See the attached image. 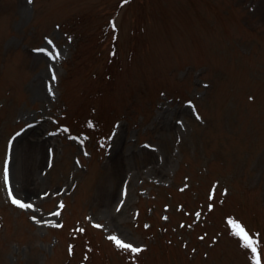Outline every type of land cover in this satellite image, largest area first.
<instances>
[{
	"label": "rangeland",
	"instance_id": "1",
	"mask_svg": "<svg viewBox=\"0 0 264 264\" xmlns=\"http://www.w3.org/2000/svg\"><path fill=\"white\" fill-rule=\"evenodd\" d=\"M234 223L264 264V0H0V264H254Z\"/></svg>",
	"mask_w": 264,
	"mask_h": 264
},
{
	"label": "snow or ice",
	"instance_id": "2",
	"mask_svg": "<svg viewBox=\"0 0 264 264\" xmlns=\"http://www.w3.org/2000/svg\"><path fill=\"white\" fill-rule=\"evenodd\" d=\"M28 2L29 3H32V0H28ZM123 2L124 3H127L128 0H123ZM114 27L115 26L113 25V28ZM3 182H4V185L6 187L9 185L8 161H5L4 167H3ZM8 196H9V199L11 200V203L14 204L17 207H20V208H30V207H32V205L23 203L19 199L15 198L13 196V193L11 192V190H9ZM232 227L234 229V234L237 235V236H239L240 239L243 241V245L242 246H244L247 249H249L251 251V253L253 254L254 264H260V256H259V252H258V248H259L258 242L254 238H252L245 231V229L243 227H241V225H239L238 223H234L232 225ZM109 239L115 241L116 246L119 247V248H122L124 250L131 249V251L134 252V253H139V252L142 251V249H140V248H135V247H132L130 244L123 243L121 240H119L115 236L109 237Z\"/></svg>",
	"mask_w": 264,
	"mask_h": 264
}]
</instances>
